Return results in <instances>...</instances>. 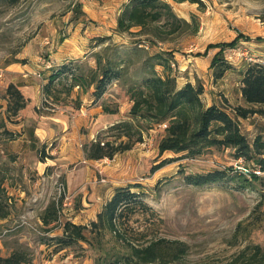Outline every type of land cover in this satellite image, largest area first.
<instances>
[{
    "label": "rangeland",
    "instance_id": "1",
    "mask_svg": "<svg viewBox=\"0 0 264 264\" xmlns=\"http://www.w3.org/2000/svg\"><path fill=\"white\" fill-rule=\"evenodd\" d=\"M127 1L19 0L11 6L0 0V203L7 212L5 218L0 217L1 255L22 248L36 259L35 264L111 263L128 253V244L119 243L110 233L98 239L85 232L87 242L61 250L56 239L62 235L65 221L88 226L97 220V213L116 188L139 184L133 191L142 193L148 208L132 217L125 227V238L137 246L158 240L178 242L183 251L177 258L151 264H264V191L259 186L241 188L237 180L202 187L185 182L187 175L213 170L264 176L254 162L237 159L233 150L224 148H208L194 158L160 152L166 134L162 124L167 122L150 126L142 133V142L110 161L90 162L85 158V146L99 136L103 142L115 140L114 132L107 130L109 124L95 128L91 119L78 117L92 102L95 86L75 87L66 96L62 89L70 81L63 80L66 86L57 88L61 90L59 99L45 98L43 85L51 67L73 65L74 73L83 72L89 79L90 72L100 71L97 57L101 66L108 60L130 59L128 74L112 80L90 107L105 104L117 110L118 121L131 120L133 102L126 90L132 83L131 74L140 69L146 54L134 53L139 37L116 32V19ZM202 1L203 6L189 2L180 6L168 0L176 14L187 13L188 21L195 19L199 31L153 43L144 48L145 52L167 55L173 51L175 65L170 64V69L174 75L183 59L205 58L212 49L242 68L248 62L238 54L247 51L257 59L264 57V0ZM229 43L235 46L227 47ZM155 70L161 74L163 67L155 65ZM238 73L231 74V83L239 79ZM10 83L31 100L17 116L9 118L6 89ZM238 92L235 86L229 92L230 109L246 106L239 102ZM218 96L223 101V90ZM31 101L34 106H29ZM230 109L249 143L258 136L264 140V116L256 114L243 120ZM59 116L67 121V134L56 128L42 142L30 138L33 144L28 145L27 134L31 137L39 121L57 125L46 117ZM116 141L125 142L126 138ZM164 160L169 163L156 169ZM52 201H57L58 221L48 226L53 228L47 232L41 216Z\"/></svg>",
    "mask_w": 264,
    "mask_h": 264
},
{
    "label": "trees",
    "instance_id": "2",
    "mask_svg": "<svg viewBox=\"0 0 264 264\" xmlns=\"http://www.w3.org/2000/svg\"><path fill=\"white\" fill-rule=\"evenodd\" d=\"M6 2L12 6L19 0H6ZM174 2L204 5L202 0H174ZM133 29L137 31H132ZM198 31L197 21L195 19L188 21L179 17L168 0H128L123 5L116 19V32L139 37L140 39L135 42L137 44L134 53L146 54L140 69L131 74L132 83L126 90L129 100L133 102L129 111L132 118L117 121L107 128L109 132H114V141L103 142L99 136L97 140L85 146L84 153L87 160L109 159L110 161L117 154L128 151L136 143L142 142V133L151 128L150 126L167 122L166 134L159 145L160 152L172 151L175 154H183L180 158H194L208 148L230 149L237 159L254 162L258 170L264 173V140L258 136L252 143L248 142L237 121L228 112L230 108L227 99H223L225 106L206 105L202 100L205 90L200 81L196 80L195 85L187 82L181 87L177 86V76L172 74L170 69V64L174 63L173 51L167 55L163 53L149 55L145 52L144 48H148L153 43H164L173 38L196 35ZM228 46L235 45L229 43ZM96 60L100 71L90 72L89 79L83 75V72L74 73L76 67L73 65L62 64L60 67H51L50 75L43 85L45 98L57 101L61 92L57 88L59 85L66 86L63 82L65 80L70 81L68 86L62 89L66 96H70L75 87L85 89L95 86L92 102H97L112 80H120L128 74L129 64L132 63L130 59H121L114 63L108 60L106 65L101 66V60L98 57ZM155 65L163 67L161 74L155 70ZM211 68L215 82L224 77L233 66L217 53L212 59ZM240 91L246 106H236L230 110L243 120L256 114L264 116V63L247 64L241 78ZM6 95L9 118L17 116L28 105L29 99H26L13 83L7 86ZM101 107L104 113L117 114V110H112L105 104H101ZM76 108L79 109V105ZM122 137L126 138L125 142L116 141ZM40 158V162H44L45 158ZM166 163L169 161L164 160V163L156 169ZM185 178V182L195 187L224 180H237L241 188L259 186V190L264 191V176L254 173L231 175L226 170H213L187 175ZM139 187V184H134L116 188L106 205L97 213V220L91 221L88 226L70 221L62 223V235L56 239L58 250L80 241L87 242L85 232L98 239H103L107 233H110L119 243L128 244L126 247L128 253L106 264H151L179 257L183 251L178 242L158 240L145 246H137L125 238V227L132 217L136 213L147 211L148 208L142 199V193L133 191ZM6 216L7 212L0 203V217ZM41 217L45 227L55 224L58 221L57 201L49 202ZM52 228L48 227L47 232ZM177 246L180 249L174 250ZM0 264H32V256L22 248L14 249L6 256L1 255L0 252Z\"/></svg>",
    "mask_w": 264,
    "mask_h": 264
},
{
    "label": "crops",
    "instance_id": "3",
    "mask_svg": "<svg viewBox=\"0 0 264 264\" xmlns=\"http://www.w3.org/2000/svg\"><path fill=\"white\" fill-rule=\"evenodd\" d=\"M181 4H184V3H177V5H180V6H181ZM191 5H194V4H191ZM177 15L181 18L188 20L187 19V16H188L187 13L180 12ZM217 50L218 49H212L211 51H208L207 56L205 58H202V59L201 58H190V59H187V61H186V59H183L182 65H180L179 70L175 73V75L177 76V79H176L177 80V86L181 87L187 82H190L193 85H195L196 80L200 81L203 85L204 90H205L203 95H202V100L204 103H207L208 106H210L213 103H214V105L216 104L218 106L224 105L223 101H220V96H218V92H220L222 90H223L224 98L227 99V101L230 104L231 98L229 97V95H230L229 92H230V90L232 91L234 89V86H235L237 88V91H239L237 93V98L239 99V102H241L242 98H241V93H240L241 92L240 91V82H241V78H242V75H243L246 67H244V68L238 67V64H233L229 61V63H231V65L233 66V69L227 71L224 74V77H222L221 79L214 82L213 77H212L211 62H212V59H213L214 55L216 54ZM233 51L235 53V50H233ZM223 52L226 54V49ZM236 58H238V56ZM224 59L228 61L227 55H224ZM237 72H240V73H238L239 79L235 83H231V81H229L231 74L237 73ZM27 99L31 100V96L28 94H27ZM91 101H93V98L91 99ZM91 103L89 105H87V107L84 109V111L83 110L81 111L82 112L81 115L82 114H84V115L78 116L79 119L85 120L86 119L85 117H87L88 120L91 119V125L95 128H96V126H101V125H106V124L112 125L113 123H115L119 120L117 114L104 113L103 110L102 111L100 110L102 108L101 105H100V107H92V106L90 107ZM34 105H35V103H33L32 101H31V103H29V106H34ZM92 114H95V115L97 114V117H95V118L92 117L91 116ZM90 116H91V118H90ZM46 118L51 119L52 121L58 122L57 125H54L53 123L51 125L50 121H48V120H42L39 122L37 121L38 126H37V128L35 127L33 132H31V137H29V134H27L28 135V140H27L28 145L33 144L32 141L30 140V138L33 137L34 140H38L39 142H42V140H44L46 137L52 136V134L54 133V130L56 128H58L60 130V132H62V133H66L68 131L67 121L65 120L64 117L59 116L57 118H52V117H46ZM66 134H64L65 137H66ZM89 161L91 162L92 160H89ZM94 162H98V161H94ZM109 174H111V173H109ZM82 182H83V179L81 180V183ZM112 195H111V197H112ZM90 198H93V196H91ZM84 203L87 205H90L86 201H84ZM35 260L36 259H32L33 264H35Z\"/></svg>",
    "mask_w": 264,
    "mask_h": 264
},
{
    "label": "built area",
    "instance_id": "4",
    "mask_svg": "<svg viewBox=\"0 0 264 264\" xmlns=\"http://www.w3.org/2000/svg\"><path fill=\"white\" fill-rule=\"evenodd\" d=\"M238 56H244V58L246 59V61L248 62V64H249V63H264V57H262L261 60H260V59H257L256 57L249 56L247 51H245V53H240V54H238ZM171 65L174 67L175 64H174V63H171ZM1 77H2V73L0 72V78H1ZM162 126H163L164 128L167 127L166 124H162ZM101 144H103V143H101ZM103 181H104V180H102V182H103Z\"/></svg>",
    "mask_w": 264,
    "mask_h": 264
}]
</instances>
